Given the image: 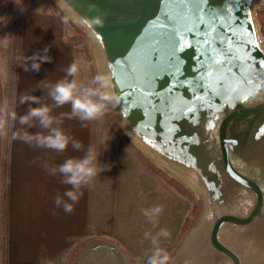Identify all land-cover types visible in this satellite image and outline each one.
Returning <instances> with one entry per match:
<instances>
[{"label":"water","instance_id":"obj_1","mask_svg":"<svg viewBox=\"0 0 264 264\" xmlns=\"http://www.w3.org/2000/svg\"><path fill=\"white\" fill-rule=\"evenodd\" d=\"M53 1L88 37L99 74L119 96L108 107L119 130L142 158L198 192L203 211L168 264H264V41L256 17L264 0H202L195 15L192 0ZM181 2L182 16L174 7ZM97 16L102 26L92 23ZM174 27L181 47L172 66ZM126 69L137 70L135 79ZM74 264L131 263L113 242L94 240Z\"/></svg>","mask_w":264,"mask_h":264},{"label":"crops","instance_id":"obj_2","mask_svg":"<svg viewBox=\"0 0 264 264\" xmlns=\"http://www.w3.org/2000/svg\"><path fill=\"white\" fill-rule=\"evenodd\" d=\"M22 9V10H21ZM0 264H2V194L3 165L9 139V230L8 264H70L72 252L83 240H110L130 256L134 264H148L159 248L168 257L178 244L183 231L184 214L180 195L148 168L144 159L119 132L110 119L102 116L81 121L69 118L70 105L56 106L45 84L51 86L65 78L66 69L75 63V77L80 89L96 87L81 75L77 52V32L66 28L64 15L51 0H0ZM64 17V18H63ZM21 31V56L14 88L13 112L8 111L14 55L15 30ZM47 47L45 53L43 49ZM39 52L51 57L40 70L24 71L22 64ZM21 95L38 97L37 101L19 103ZM41 104L50 105L56 117L53 127L81 143L63 152L29 146L13 139L14 131L47 134L38 119L21 125L19 117ZM89 148L97 154V173L80 189L82 195L71 213L55 208L54 198L70 185L62 177L49 175L41 165H59L67 158H83ZM35 160V162H33ZM70 202V201H69ZM156 207L159 212H153ZM55 208V215L52 209ZM145 212L148 215H145ZM186 219V216H185ZM184 220V221H183ZM166 232L167 235L162 234Z\"/></svg>","mask_w":264,"mask_h":264},{"label":"clouds","instance_id":"obj_3","mask_svg":"<svg viewBox=\"0 0 264 264\" xmlns=\"http://www.w3.org/2000/svg\"><path fill=\"white\" fill-rule=\"evenodd\" d=\"M18 5L22 4V0H15ZM22 10V9H21ZM5 18L0 17V21ZM92 23L102 26L104 19L102 16L93 18ZM47 53L48 48L43 49ZM28 60H31L29 65L27 62L22 64L24 71H39L41 64L46 61H50L51 57L48 55H41L39 52L33 53ZM77 66L75 63L70 64L66 69L65 78L51 84V86L45 84L44 87L48 89V95L55 102L56 106L64 104L70 105V113H65L69 118L72 116L77 117L81 121H90L102 116L109 106H115L119 103V96L111 91V85L109 83V77L105 74H98L93 78L92 83L96 87H87L80 89L75 78L69 80L68 76L75 77L77 72ZM39 98L32 95H21L19 103L23 104L27 101H37ZM52 108L50 105L41 104L37 107H29L27 113L19 117V123L21 125L27 124L31 127L30 121L33 118L38 119L42 128L48 129L47 134H30L28 132L20 133L18 130L14 131L12 138L19 139L29 146L34 145L37 148L53 149L57 152H63L65 148L72 144V147L79 149L81 143L78 140H74L67 135L61 128L53 127V123L56 117L51 115ZM12 118L16 119V114L13 112ZM35 162V160L33 161ZM97 154L92 148H89L85 156L80 159L67 158L59 165H51L44 162L41 167L51 176L59 174L62 177L61 183L70 185L71 187L66 189L63 193V199L60 195L54 198L55 208H62L65 213H71L74 205L78 202L79 197L82 195L80 189L83 185L89 183V181L97 173ZM70 201V202H69ZM55 208L52 209V214L55 215ZM154 213L159 212L160 208L156 207L152 210ZM145 215H148L145 212ZM162 234L167 235L166 232ZM169 260L167 253L157 248L154 253L149 257L148 264H166Z\"/></svg>","mask_w":264,"mask_h":264},{"label":"rangeland","instance_id":"obj_4","mask_svg":"<svg viewBox=\"0 0 264 264\" xmlns=\"http://www.w3.org/2000/svg\"><path fill=\"white\" fill-rule=\"evenodd\" d=\"M51 1L54 4V6L57 8V6L55 5L54 1L53 0H51ZM256 17H257L258 24H259V28H260V35H261V37L263 38V41H264V5H262L257 10ZM64 19L67 20L66 18H64ZM65 22H66V28H68L70 31L72 29L75 30V28H74L75 26L69 20H67ZM75 31L77 32V35H78V37H77L78 38L77 39L78 46H76V47H77V52H78V58H79V61L81 63V70H80V72H81V75L84 76V78L86 80V83L87 84H92L93 78L96 75L99 74V68H98V64H97V61H96V56L94 54V49L91 47L87 36H85L84 34H82L80 31H77V30H75ZM15 36H16V30H15ZM15 38H14V44H15ZM12 68H13V64H12ZM11 78H12L11 79V82L12 83H11L10 96H9L8 102L10 101V99L12 97L11 95L13 94V88H14L13 71H12V77ZM109 112H110V110L108 108V110L105 112L106 118L110 119L117 126V124L115 123V121L109 116ZM117 128L119 129L118 126H117ZM140 156L143 157L142 154ZM144 162H145L146 165H148V168H150L152 170L154 169V171L158 175H160L163 180L168 181V184L170 186H172L175 189V191L178 192V194L180 195V199L183 202L182 205H184L185 206V210H187V213L184 214V220L185 221L183 220L184 223H183V231H182V234L180 233L179 240H178V244L175 247V249L172 251V254L169 256V260L166 262V264H168V262H170V258L173 256L176 248L179 246V244L181 243L182 239L185 237V235L190 230V228L195 224V222L199 219V217H200V215H201V213L203 211V207H202L201 203L198 200L199 197H198V192L197 191L190 189L188 186H186V185L182 184L181 182H179V181L171 178L169 175L167 176L164 173V171H161V170L157 169L155 167V165H152L151 162L149 161V159L145 158L144 159ZM174 180L176 182H178V183H176ZM196 205L201 208L200 214H199L198 218H196V220L194 221L193 224L188 225L187 224L188 221H190V219L192 218L191 215L189 216V214H190L189 212L192 210V208L196 207ZM185 216H186V219H185ZM95 240H99V239H95ZM102 240H104V239H102ZM91 241H93V240H83L81 246L84 247V246L88 245ZM110 242H113V241H110ZM113 243L116 244L115 242H113ZM116 245L119 248H121L118 244H116ZM74 252L75 251H73L72 253H74ZM124 252L128 256V258L130 260V263L131 264H134V262L131 260V258L127 254V252L126 251H124ZM72 255H71V257H72ZM77 255H78V253H77ZM77 255H76V257H77ZM76 257L72 258V259H74L73 261H72V259L70 260V264H74V261H75V258Z\"/></svg>","mask_w":264,"mask_h":264},{"label":"trees","instance_id":"obj_5","mask_svg":"<svg viewBox=\"0 0 264 264\" xmlns=\"http://www.w3.org/2000/svg\"><path fill=\"white\" fill-rule=\"evenodd\" d=\"M75 30L79 31L76 27H74ZM15 46H14V55H13V78H14V88L16 83V76L18 73V68L20 65V56H21V31L18 26V29L16 30V36H15ZM14 88H13V94L11 95V99L9 101V115L10 120L12 118L13 113V104H14ZM115 125V124H114ZM117 128V126L115 125ZM118 129V128H117ZM119 132L123 135V133L119 130ZM6 142V148L4 153V165H3V196H2V243H1V252H2V264H8V230H9V172H8V153H9V139ZM154 171V169H153ZM156 173V172H155ZM201 208L196 205V207L192 208V210L189 212V216L191 215L192 218L190 221H188V225H191L194 223L196 218H198L200 214ZM83 248L81 246L75 252L73 253L72 258L76 257L77 253ZM76 259V258H75ZM74 259H72L73 261Z\"/></svg>","mask_w":264,"mask_h":264},{"label":"snow or ice","instance_id":"obj_6","mask_svg":"<svg viewBox=\"0 0 264 264\" xmlns=\"http://www.w3.org/2000/svg\"><path fill=\"white\" fill-rule=\"evenodd\" d=\"M201 2L202 0H192L191 3V8H192V12L193 15H195L197 12H199L201 10ZM168 5H166L167 7ZM174 7L179 9V14L182 16L184 14V10H185V5L183 2L178 3L176 5H174ZM164 22L165 23H174L176 17L172 16L171 18L169 17V15H164L163 16ZM197 19H199V17H197ZM186 31H191V29H187L185 28ZM161 31H167V29L161 27ZM178 36H181V33L178 29H176L175 27L172 29L171 32L168 33V40H167V44H168V56H167V63L169 65L175 66L176 64H178L179 61V57H178V51L180 50V40L177 39ZM150 60H152V57L148 56L147 53L145 54V64L143 66V71L145 73L149 72L152 70V64L150 63ZM223 67V65L221 66ZM126 71H128L129 76L132 79H135L136 74H137V70L135 69H126ZM228 71H230V69H228Z\"/></svg>","mask_w":264,"mask_h":264},{"label":"flooded vegetation","instance_id":"obj_7","mask_svg":"<svg viewBox=\"0 0 264 264\" xmlns=\"http://www.w3.org/2000/svg\"><path fill=\"white\" fill-rule=\"evenodd\" d=\"M219 264H221V262H220ZM223 264H232V262H231V261H229V260H227V261H226V262H224Z\"/></svg>","mask_w":264,"mask_h":264}]
</instances>
